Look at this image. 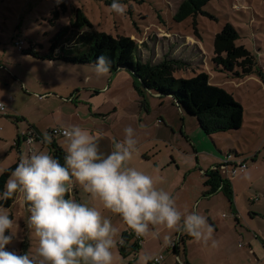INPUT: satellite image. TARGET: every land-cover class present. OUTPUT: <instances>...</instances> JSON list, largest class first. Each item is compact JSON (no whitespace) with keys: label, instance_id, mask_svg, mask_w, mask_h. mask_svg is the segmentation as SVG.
<instances>
[{"label":"rangeland","instance_id":"374dc122","mask_svg":"<svg viewBox=\"0 0 264 264\" xmlns=\"http://www.w3.org/2000/svg\"><path fill=\"white\" fill-rule=\"evenodd\" d=\"M183 1L121 0L127 12L117 15L110 8L112 0H0V102L5 105V109L0 108V168L7 169L28 157L33 153L31 146L49 152L42 143L30 145L25 141L30 123L38 124L44 132L61 123L87 128L99 137L101 153L108 152V144L112 151L114 142L123 140L124 129L131 126L137 151L129 165L159 177L158 187L172 193L181 211L197 210L213 228L207 243L188 240V261L264 264V0H211L202 12L179 20L177 12ZM76 9H81L91 23L84 29L114 38L130 37L143 60H179L176 77L207 72L213 84L231 92L243 105L241 129L207 135L196 117L184 114L168 99L161 104L158 96L147 93L142 97L129 79L114 77L110 71L98 76L94 64L38 59L23 53L30 47L47 53L51 39L70 24ZM226 23L238 31L237 45H244L255 55L254 73L238 75L239 67L228 71L214 62V39ZM84 29L68 35L66 50L75 49ZM19 40L24 42L23 48L16 44ZM115 79L120 82L114 85L117 89ZM109 86L113 88L108 90ZM56 138L65 143L63 136ZM228 155L247 160L244 171L230 175L232 198L222 190L207 195L205 173L221 166ZM72 184L79 194L71 185L67 196L100 208L114 226L117 220L123 223L78 183ZM0 209L13 219L15 236L6 248L21 254L34 251L38 240L29 227V205L23 194L16 195L11 207ZM153 230L160 235L144 237L146 251L125 258L116 247L113 264H137L142 254H163L160 264L175 263V231L163 226Z\"/></svg>","mask_w":264,"mask_h":264},{"label":"clouds","instance_id":"9594fccd","mask_svg":"<svg viewBox=\"0 0 264 264\" xmlns=\"http://www.w3.org/2000/svg\"><path fill=\"white\" fill-rule=\"evenodd\" d=\"M112 12L124 15L121 0H112ZM111 60L99 55L94 62L98 76L110 71ZM65 138L63 163L45 150L20 159L10 171L0 201L23 194L29 204V227L34 230L38 246L22 254L6 248L15 233L13 219L0 209V264H113L114 249L123 245L111 218L100 208L67 196L73 182L78 183L103 209L117 214L138 237H159L155 226L183 231L198 242L212 239L213 228L207 217L197 210L181 211L171 192L158 187L159 177L129 165L137 151L135 129H124L123 140L113 144L108 154L100 152L99 137L76 124H60ZM45 132L44 141L51 143ZM6 168H0L3 175ZM168 243L169 237H165ZM213 246L216 241L212 240ZM159 257L139 256L137 264H149Z\"/></svg>","mask_w":264,"mask_h":264},{"label":"trees","instance_id":"16d2710c","mask_svg":"<svg viewBox=\"0 0 264 264\" xmlns=\"http://www.w3.org/2000/svg\"><path fill=\"white\" fill-rule=\"evenodd\" d=\"M211 0H184L177 12V19L184 20L189 16L203 11L204 6ZM91 27L89 19L81 9H76L74 17L68 26L62 27L51 39L49 51L45 54L30 47L23 49V53L38 59H49L51 61H63L73 64H94L96 58L103 54L110 58V73H129L134 81L135 90L145 97L147 93L156 94L160 99H172L179 108L188 116L196 117L201 129L207 135L221 132H229L241 129L244 123V107L236 100L234 95L221 86L210 81L207 72H201L193 77H176L175 72L181 66V62L175 59H164L159 63L143 60L138 54L137 43L130 37L119 36L114 38L105 32L84 29ZM84 29L79 33L78 43L75 49H67L68 35L77 29ZM81 31V30H78ZM240 35L234 25L226 23L223 29L217 33L214 39V51L216 56L214 62L228 71H234L239 67L238 75L254 73L257 65L255 55L244 45H237ZM78 45V46H77ZM59 49L60 53H55ZM43 137V135H42ZM53 155L64 161L65 151L52 144ZM17 164L7 168L0 175V190L4 189L5 181L10 171ZM207 180L205 186L209 187L207 195L214 194L218 190L232 198V183L230 179L223 178L219 170L210 169L205 173ZM15 198L0 201V206L9 208L13 205ZM27 205L28 202H26ZM191 238L189 234L180 231L177 236L174 251L178 253L181 247L186 250V241ZM124 244L121 251L126 254V243L133 241L131 250L138 252L142 240L134 239L132 233L123 234Z\"/></svg>","mask_w":264,"mask_h":264},{"label":"crops","instance_id":"0c3cea01","mask_svg":"<svg viewBox=\"0 0 264 264\" xmlns=\"http://www.w3.org/2000/svg\"><path fill=\"white\" fill-rule=\"evenodd\" d=\"M124 77V78H126V79H129L130 80V82L132 83V85H133V87H134V81H133V78H132V76L129 74V73H127V72H119L118 74H116L114 77ZM117 81L119 82V80H114V82H113V80H112V82H113V86L115 85V86H118L119 84H120V82L119 83H117ZM117 83V84H116ZM114 86V87H115ZM113 87H111V86H109L108 87V90H111ZM114 89H117L116 87L114 88ZM135 89V88H134ZM149 94H151V95H155V96H157L156 94H152V93H149ZM159 100L161 101L160 103L161 104H163V103H165L166 101H167V99H160L159 98ZM168 101H171V102H173L172 101V99H168ZM174 104V103H173ZM181 109V108H180ZM182 110V109H181ZM182 112H183V110H182ZM184 113V112H183ZM184 114H186V113H184ZM187 115V114H186ZM30 125H32V126H30ZM29 127H31V130H33V131H35V133H36V137L34 138V141L33 142H28V140L27 139H25V141L28 143V144H30V145H33L34 143H42L43 145H45V147H49V152L53 155V151H54V148H52V144H56L58 147H60V148H62L64 151H65V143L63 144V143H60L59 142V139H57L56 138V136H52V135H50L51 136V143H47V142H45L44 141V133L46 132H44V131H42L41 130V128L39 127V125L38 124H36V123H33V124H29ZM55 128V127H54ZM30 129V128H29ZM31 130H29L28 132H30ZM51 129H49L48 131H47V133L49 134V131H50ZM42 135H43V137H42ZM17 145H19V143L17 144ZM108 147V152H106V151H103V153L104 154H106V153H110L111 152V146H110V144H108L107 145ZM106 149V148H105ZM31 151L32 152H35V151H38V147H34L33 148V146H31ZM149 155L147 154V153H144V155H143V157L145 158V159H148L147 157H148ZM72 187H73V184H72ZM75 190H76V193L77 194H79V192L77 191V187L74 185V187H73ZM75 199H76V197H74ZM115 227H117L118 229H119V234H120V236H122L123 237V234L124 233H129V227L126 225V224H124V222L122 223V221L120 222V221H118L117 220V223H115ZM178 233L179 232H177V231H175V235L173 236V242L174 241H176L177 240V236H178ZM184 234H187L186 232H184ZM192 238V237H191ZM191 238H188L187 239V241H186V243L188 242V240L189 239H191ZM134 241V240H133ZM133 241L131 240V241H129L128 243H126V251H127V253L126 254H123V252L121 251V248H120V245L118 244L117 245V247H118V250H119V252H120V255L121 256H123V257H127L129 254H132V253H137V252H134V251H132L131 250V245H132V243H133ZM141 248L139 249V251H146V247H145V239H144V237H142V243H141ZM174 249V248H173ZM138 251V252H139ZM184 251V252H183ZM181 252L183 253V254H185L184 255V257H183V255L181 256ZM174 253L176 254V262L175 263H173V264H191L190 263V261H188V259H187V249L186 250H183V247H181V249H180V251L178 252V253H176L175 251H174ZM160 255H163V254H160ZM157 257V256H156ZM184 258V259H183ZM163 259H164V256H163ZM149 263L150 264H152V261H149ZM160 264V263H159Z\"/></svg>","mask_w":264,"mask_h":264},{"label":"built area","instance_id":"2783aa9c","mask_svg":"<svg viewBox=\"0 0 264 264\" xmlns=\"http://www.w3.org/2000/svg\"><path fill=\"white\" fill-rule=\"evenodd\" d=\"M16 44L19 46V48H23L24 42L22 40H19L16 42ZM0 108L5 109V105L0 102ZM49 135L52 136H62L59 132V127L53 128L49 131ZM36 137L35 131L31 130L28 132V136L26 139L28 142H33L34 138ZM247 168V160L246 159H239L236 157H231V155H228L226 160H223V163L219 167H213L212 170H219L223 174H226L227 178H230V175L234 176L236 175L239 171H244ZM130 232L132 233L134 239L139 241L140 237H138L133 230L129 228ZM142 243V240L139 241ZM176 241L173 242V248L175 247ZM159 257L158 260H152V264H159L163 260V255L157 256Z\"/></svg>","mask_w":264,"mask_h":264}]
</instances>
